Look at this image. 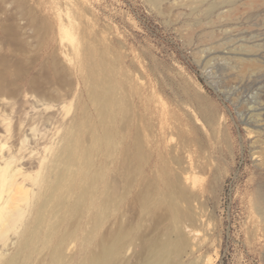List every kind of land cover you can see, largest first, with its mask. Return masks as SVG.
<instances>
[{
	"label": "rangeland",
	"instance_id": "rangeland-1",
	"mask_svg": "<svg viewBox=\"0 0 264 264\" xmlns=\"http://www.w3.org/2000/svg\"><path fill=\"white\" fill-rule=\"evenodd\" d=\"M0 27V85L16 91L10 102L0 96V138H9L17 116L47 121L23 125L14 143V153L28 157L20 161L25 174L41 175L39 160L50 153L42 143L57 138L67 119L96 118L84 69L88 41L115 57L131 106L126 130L115 123L116 139L144 136V173L157 179L171 160L154 144L169 123L167 149L189 139L185 155L202 165L197 221L184 224L198 247L181 262L264 264V0H0ZM249 58L262 72H244ZM115 163L99 156L95 169L114 173ZM126 183L121 178L122 190ZM125 213L137 226L133 205ZM144 224V238L159 232ZM19 230L0 242V262L16 249ZM140 254L141 244L126 256L134 264Z\"/></svg>",
	"mask_w": 264,
	"mask_h": 264
},
{
	"label": "bare ground",
	"instance_id": "bare-ground-1",
	"mask_svg": "<svg viewBox=\"0 0 264 264\" xmlns=\"http://www.w3.org/2000/svg\"><path fill=\"white\" fill-rule=\"evenodd\" d=\"M84 47L86 81L96 118L73 116L62 123L57 138H41L47 140L42 144L49 145L50 153L39 160L41 175L35 180L25 174L20 163L28 157L14 153L13 147L24 135L23 127L47 121L17 116L7 129L9 138H0V242L7 243L9 229L20 228L15 251L0 264H132L126 254L140 244L141 254L134 264H198L181 262L184 254L190 256L198 247L191 241L190 228L184 226L194 228L196 224L192 204L201 192L198 177L204 174L202 169L199 172L202 165L185 155L186 142L191 141L185 139L168 150L164 134L175 125L163 126L162 137L156 136L154 144L171 160L157 179L148 177L143 167L147 158L144 136L135 131L123 135L124 140L128 135L133 138L126 143L116 139L115 123L119 119L121 129L126 130L131 106L116 79L115 57L106 49L96 53L88 41ZM248 56H253L250 49ZM257 71L262 72V68L256 67L253 58L245 61L244 72ZM14 91L0 85L4 99ZM208 122L214 129L216 116L211 112ZM99 156L116 161V171L95 169ZM121 178L127 182L124 190ZM30 179L34 183H28ZM262 204L263 194L258 208L264 209ZM128 205L138 213L135 227L126 219ZM147 221L154 226L149 227L151 231L159 229L154 237L144 238Z\"/></svg>",
	"mask_w": 264,
	"mask_h": 264
}]
</instances>
